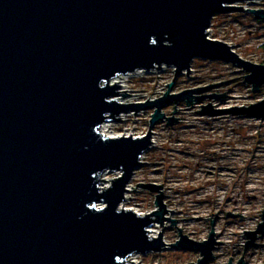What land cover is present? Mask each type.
<instances>
[{
    "label": "water",
    "instance_id": "water-1",
    "mask_svg": "<svg viewBox=\"0 0 264 264\" xmlns=\"http://www.w3.org/2000/svg\"><path fill=\"white\" fill-rule=\"evenodd\" d=\"M241 1L257 0H0V264H143L127 259L167 245L198 251L187 264L213 258L222 243L214 237V218L204 240L188 237L175 225L177 218L165 216L162 183L135 184L155 192L158 209L141 215L119 204L126 190H135L126 184L152 144L151 128L158 120L178 118L166 117L162 107L174 103L175 111L180 100L188 105L225 96L195 95L214 83L171 92L193 58L233 63L246 72L243 80L252 90L264 85V63L207 36L210 18L242 10ZM246 9L264 18V7ZM165 64L174 66V76L162 95L115 99L129 93H120L112 77ZM200 105L208 116L264 120V98L242 106ZM145 108L153 111L142 136L98 131L104 120ZM104 171L120 174L103 187ZM261 211L257 227L243 230V251L264 231ZM238 214L243 217L225 212ZM168 220L179 229L176 241L166 243L162 231L149 235L150 225ZM229 257L227 264L244 262L242 255L235 263Z\"/></svg>",
    "mask_w": 264,
    "mask_h": 264
},
{
    "label": "rangeland",
    "instance_id": "rangeland-1",
    "mask_svg": "<svg viewBox=\"0 0 264 264\" xmlns=\"http://www.w3.org/2000/svg\"><path fill=\"white\" fill-rule=\"evenodd\" d=\"M239 4L242 10L217 13L210 18V37L227 42L243 58L263 64L264 18L254 17L246 8L264 7V0ZM190 64L187 75L178 74L171 92L214 83L195 95L225 91V96L221 100L204 97L188 105L180 100L175 103V111L174 103L162 107L166 117L178 118L173 123L158 120L151 128L154 144L143 152V162L136 166L126 184L135 190H126V198L120 204L143 213L158 209L154 204L155 192L135 184L162 183L163 202L168 209L165 216L177 218L175 225L188 237L205 239L211 229L210 219L214 218V237L222 243L216 244L207 264H226L229 256L234 263L241 255L242 264H264V231L256 244L243 251V230L257 227L264 208V120L235 114L208 116L200 110V104L208 102L215 107L254 103L264 98V85L252 90L251 84L243 80L246 72L233 63L197 56ZM173 76L169 65L159 71L144 72L141 77L132 73L126 82L131 97L137 96L132 102L162 95ZM115 99L120 102L118 97ZM152 111L145 108L125 114V120L113 122L111 132L122 134L128 130L133 137L146 134ZM116 174L106 171L105 175L111 180ZM227 210L243 217L225 215ZM156 224L166 243L176 241L179 229L173 223L168 220ZM198 257V251L167 245L160 252H136L135 262L187 264Z\"/></svg>",
    "mask_w": 264,
    "mask_h": 264
},
{
    "label": "bare ground",
    "instance_id": "bare-ground-1",
    "mask_svg": "<svg viewBox=\"0 0 264 264\" xmlns=\"http://www.w3.org/2000/svg\"><path fill=\"white\" fill-rule=\"evenodd\" d=\"M159 69L160 68H154V69H150V70H148V72H154V71H159ZM137 73H139V72H142L141 70H138V71H136ZM129 76V74H126V73H121L120 75H116V76H114V77H112V79H111V82L112 83H114V82H116V84H120V86L119 87H117V90H122V89H127V90H125V92H127V93H129V95H124V96H122L121 97V94H117V95H115L116 97H118V99H120V102H132L134 99L133 98H136L137 96H133V97H131V95H130V88H128V86H127V84H126V82H127V80H128V77ZM120 93H122V92H124V90H122V91H119ZM139 112V111H138ZM138 112H136V113H138ZM125 114H131V113H124L121 117H119V120L120 121H123V120H125L126 118L125 117H123ZM113 125V121H108V120H104V121H102V123L100 124V126H99V128H98V131L100 132V133H103L104 135H107V136H111V137H113V136H120V135H126L127 133L130 135V133H131V135H133V132L132 131H128V130H126V131H124V133H122V134H116V133H112L111 132V129H112V126ZM125 132H127V133H125ZM151 142H152V144H154V138H153V133H152V135H151ZM152 144L150 145V146H152ZM143 157V155L141 156V158ZM106 172L104 171V173L101 175L102 176V178H103V180H102V186L104 187V186H106V185H108L109 184V181H110V178H108L106 175ZM127 188L129 189V187L127 186ZM126 192V191H125ZM124 199L123 200H125V198H126V193H124ZM122 200V201H123ZM121 201V202H122ZM120 202V203H121ZM119 207L120 208H125V209H127V208H130V207H123L122 206V204H119ZM130 209H132V208H130ZM149 231H148V233H149V235L150 236H157L158 235V232H159V229H158V226H157V224L156 223H153L152 224V226L150 225L148 228H147ZM136 253H133V254H131L129 257H128V259H127V261L129 262L130 260L131 261H133V262H135L136 261Z\"/></svg>",
    "mask_w": 264,
    "mask_h": 264
},
{
    "label": "built area",
    "instance_id": "built-area-1",
    "mask_svg": "<svg viewBox=\"0 0 264 264\" xmlns=\"http://www.w3.org/2000/svg\"><path fill=\"white\" fill-rule=\"evenodd\" d=\"M211 23H212V21H210V24H209V26L207 27V36L208 37H210V35H211ZM165 66H167L166 64L165 65H163L159 70H161L162 68H165ZM169 66H171L172 68H173V72H174V66H172V65H169ZM138 70H141L142 72H139V73H137L136 71H138ZM148 70H150V69H145V68H143V69H137V70H135V71H132V72H128V73H126V74H129V75H132V73L134 74V75H136V76H138V77H141V75H143V73L144 72H148ZM151 73V72H150ZM126 113H128V112H126ZM129 113H131V112H129ZM132 113H134V112H132ZM136 113V112H135ZM124 114V113H123ZM123 114H120V116L119 117H121ZM119 120V119H118ZM118 120H108V121H118ZM117 136V135H116ZM114 172H116L117 174L116 175H118V174H120V172L119 171H114ZM113 172V173H114ZM115 175V176H116ZM114 178V177H113ZM126 188H127V186H126ZM133 210V209H132ZM135 211V210H134ZM151 211V210H150ZM137 214L139 213V214H141V215H143L144 213L143 212H140V211H135ZM145 213H148V212H145ZM258 237H259V235H258ZM204 240V239H203ZM244 245V244H243ZM244 261V260H243ZM235 263V262H234ZM227 264V263H226Z\"/></svg>",
    "mask_w": 264,
    "mask_h": 264
}]
</instances>
